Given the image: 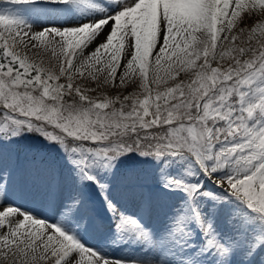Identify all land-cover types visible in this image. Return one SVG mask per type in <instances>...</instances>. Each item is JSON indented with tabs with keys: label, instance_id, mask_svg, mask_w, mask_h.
I'll list each match as a JSON object with an SVG mask.
<instances>
[{
	"label": "snow or ice",
	"instance_id": "obj_1",
	"mask_svg": "<svg viewBox=\"0 0 264 264\" xmlns=\"http://www.w3.org/2000/svg\"><path fill=\"white\" fill-rule=\"evenodd\" d=\"M5 2L0 264H264V0Z\"/></svg>",
	"mask_w": 264,
	"mask_h": 264
},
{
	"label": "rangeland",
	"instance_id": "obj_2",
	"mask_svg": "<svg viewBox=\"0 0 264 264\" xmlns=\"http://www.w3.org/2000/svg\"><path fill=\"white\" fill-rule=\"evenodd\" d=\"M48 1L51 2V0H48ZM41 2L42 3L39 2V4L41 6H44V2L43 1H41ZM97 2L101 5L108 6L111 3V0H97ZM14 7H18V6L17 5L16 6H14V5L5 6L3 4H0V11H6V10L14 8ZM44 7H51V8H53V11H51L46 17H43V18H41V17H35L34 18L32 15H27L25 17V19H27L31 23H42L45 26H48V25L59 26L61 24H69V23L75 24V23H78L82 20L89 19L92 15L103 14L97 10H92V9H89L87 11L83 10L85 7L83 0H81L80 10L73 11L70 14H63V12L61 13V10L55 5L44 6ZM81 15L85 16V18H82ZM35 141H36V138L34 137V138H32V140L28 139L26 143L29 145H32L38 152H42L50 158L60 159L61 154H62V150L59 151L60 157H58V156H56L55 149L53 147H50V145L48 143L45 144L44 148H41V147H39L38 143L32 144ZM179 170H180L179 167H173L171 169V171H173V172H177ZM11 199L14 203H17L19 206H22V207H30L32 205L31 198L26 196V195L25 196H18L15 192H13ZM111 235L113 236V238H115V229L112 230ZM109 243H111V242L109 241ZM96 244H97V246H100L99 241H97ZM109 251L114 255L125 256L128 258L139 256V252L134 249V245H132L130 243V241H128V240H125L122 243L111 246L109 248Z\"/></svg>",
	"mask_w": 264,
	"mask_h": 264
},
{
	"label": "trees",
	"instance_id": "obj_3",
	"mask_svg": "<svg viewBox=\"0 0 264 264\" xmlns=\"http://www.w3.org/2000/svg\"><path fill=\"white\" fill-rule=\"evenodd\" d=\"M0 1L3 2V1H5V0H0ZM39 138H40V139H44L42 136H40ZM44 140H45V139H44ZM57 147H59V146L57 145ZM129 155L132 156V155H134V154L130 153ZM122 159H123V158H122Z\"/></svg>",
	"mask_w": 264,
	"mask_h": 264
}]
</instances>
